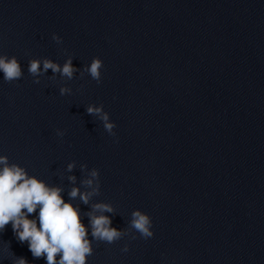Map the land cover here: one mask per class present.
<instances>
[{
	"label": "clouds",
	"instance_id": "9594fccd",
	"mask_svg": "<svg viewBox=\"0 0 264 264\" xmlns=\"http://www.w3.org/2000/svg\"><path fill=\"white\" fill-rule=\"evenodd\" d=\"M52 40L57 44L63 43L56 34L52 35ZM102 66L99 58H93L83 72H87L99 84ZM27 70L36 84L40 83L39 77L48 70L52 71V78L59 74L68 80H72L79 71L73 66L71 56L62 66L48 58H33L28 61ZM0 73H3L7 83L20 80L23 70L17 57L0 55ZM66 94L71 95L72 89L61 87L60 95ZM86 112L97 115L104 122L105 130L115 135L112 131L115 124L109 122L103 105H88ZM56 135L62 138L65 131L57 129ZM75 167V161L69 162L65 171L71 173ZM80 169L86 175L79 181V186L76 176L67 177L72 186L67 189L69 199L65 201L63 193L66 189L62 184H49L29 174L20 164L10 162L8 156L0 155V233L10 224L17 241L21 244L26 242L33 258H44L46 264H87L88 257L93 254V241L112 244L120 240L125 230L113 227L111 217L104 214L114 213L112 205L104 202L90 204L94 196L100 195L99 170L93 168L88 171L86 164H81ZM77 199L84 205H90L91 210L82 213L79 205L73 203ZM34 214L35 218L30 219ZM85 216L89 221L87 226L82 222ZM129 227L144 239L153 236L151 218L140 210L132 212ZM122 251H128L127 245ZM11 255L14 256L12 264H29L26 258L16 257L13 252Z\"/></svg>",
	"mask_w": 264,
	"mask_h": 264
}]
</instances>
